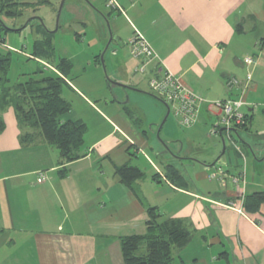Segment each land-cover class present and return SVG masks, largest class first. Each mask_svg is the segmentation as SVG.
Listing matches in <instances>:
<instances>
[{"label":"crops","instance_id":"crops-1","mask_svg":"<svg viewBox=\"0 0 264 264\" xmlns=\"http://www.w3.org/2000/svg\"><path fill=\"white\" fill-rule=\"evenodd\" d=\"M117 2L121 10L106 0H63L79 22L76 38L86 34L85 18L112 31L111 81L94 68L98 87H90L82 69L62 89L71 106L63 119L87 127L81 158L60 165L37 130L19 128L11 103L0 109V264H124L118 239L145 234L148 206L167 229L189 233L172 246L173 264H264V203L243 209L244 196L264 191V127L256 123L264 124V0ZM135 30L157 55L144 73L135 71L140 59L124 52ZM247 56L254 62L245 64ZM159 69L205 100L192 125H179L170 112L165 118L167 104L148 85ZM232 78L238 83L227 86ZM238 98L247 126L230 137L210 134L219 113L209 103ZM26 132L34 135L22 139ZM139 154L151 170L137 163ZM125 164L143 173L135 182L142 202L115 175ZM166 165L185 185L167 178Z\"/></svg>","mask_w":264,"mask_h":264},{"label":"trees","instance_id":"trees-1","mask_svg":"<svg viewBox=\"0 0 264 264\" xmlns=\"http://www.w3.org/2000/svg\"><path fill=\"white\" fill-rule=\"evenodd\" d=\"M43 2L48 3V0ZM33 4L24 0H0V44L5 43V36L9 31L21 30L14 26L8 27L3 17L8 19L19 17L24 7ZM34 28L37 37L31 43L27 58L50 60L53 50L48 37L49 32L39 22ZM19 52L23 51L20 49ZM11 62V51L0 50V109L11 103L19 128L37 130L47 143L58 150L60 165L81 158L84 155L82 145L87 127L79 120L63 119L71 110L69 102L62 96V89L66 85L65 79L73 67L71 61L60 58L52 66L53 74L40 78L28 77L15 83H10L8 78ZM244 116L245 124L241 128L247 126L250 118L247 113ZM3 128L4 123L0 116V131ZM33 135L26 132L21 138L29 139ZM63 170L59 173L62 174ZM165 171L172 183L185 185V180L173 166L166 165ZM115 175L142 202L135 188V182L143 176L141 170L125 164L115 167ZM261 203H264V191L254 192L244 196L243 209L246 212H254L259 209ZM146 213L145 234L121 236L118 239L124 264H173L172 246L184 242L189 233L184 228L164 227L160 223V216L155 207L148 206Z\"/></svg>","mask_w":264,"mask_h":264},{"label":"rangeland","instance_id":"rangeland-1","mask_svg":"<svg viewBox=\"0 0 264 264\" xmlns=\"http://www.w3.org/2000/svg\"><path fill=\"white\" fill-rule=\"evenodd\" d=\"M27 1L34 4L30 7H24L21 16L13 19L3 17V20L8 27L14 26L15 28H21V30L17 32L9 31L5 36V43L0 44L1 51L9 49L12 54V62L8 72L10 83L24 81L28 79V77L40 78L53 74L52 66L60 58H67L71 61L72 65H74L71 73L67 75L68 79H73L74 73L80 74L83 71L82 69H86L87 75H85L84 78H86L87 84L90 87H98V83L96 82L97 76L90 73L92 69L97 68L108 81H111L110 63L113 62L111 58L112 45L108 46V42L112 31L109 23L104 22L102 25H99L95 23V21L85 18L86 34L78 39L75 36V32L80 27L78 25L79 22H76L74 18L67 15L66 5L63 4L64 6H62L59 17L57 18V11L61 0L58 1L59 3L54 2L52 5L43 2V0ZM38 22L42 23L48 30V37L52 44L53 51L51 59L47 61L27 58L28 53L30 52L31 43L35 39L33 27ZM127 29L128 28L125 25L124 30ZM120 31L122 32V25L119 28V32ZM9 45H11V47ZM20 49L23 52L20 53ZM124 52L130 59L129 50L124 48ZM114 59L116 60L117 58ZM37 70H41V72H37ZM130 75L137 78H143V76L133 73V70ZM260 107L264 108V103H262ZM147 109L151 114L152 111L150 110V107H147ZM246 109V106H244L242 111H245ZM261 122L262 121H256L258 125L264 127V124ZM140 125L143 129H147L144 123ZM157 129L153 128L149 131V134L151 137H156L158 139ZM239 144L242 146L241 142H239ZM145 154L150 156L149 150L146 149ZM142 155L143 154H139V162H135L147 168L148 171L151 170ZM151 159H154L153 156H151ZM155 160L158 162L157 159ZM159 167L161 168V166Z\"/></svg>","mask_w":264,"mask_h":264},{"label":"built area","instance_id":"built-area-1","mask_svg":"<svg viewBox=\"0 0 264 264\" xmlns=\"http://www.w3.org/2000/svg\"><path fill=\"white\" fill-rule=\"evenodd\" d=\"M106 5L113 9L121 10L117 0H106ZM129 53L132 57L140 59L141 63L135 68L138 73H144L149 62L157 59V55L147 42V40L135 30L134 35L126 42ZM254 60L251 56L244 58L245 64H251ZM238 80L232 78L227 82V86L236 85ZM148 85L150 91L165 104L169 112L177 118L179 125L187 127L195 123L198 108L205 100L196 92L183 86L179 78L171 72L162 69L149 78ZM218 110L219 117L211 128L210 134H217L225 130L230 137L231 133L237 132L245 124V116L240 108L245 105L242 99L214 100L209 103ZM239 150L238 146H235ZM219 169V168H218ZM221 173V170H218ZM43 173H39L37 182L44 180ZM240 177H231V183L237 184ZM239 211L241 208L239 207Z\"/></svg>","mask_w":264,"mask_h":264},{"label":"water","instance_id":"water-1","mask_svg":"<svg viewBox=\"0 0 264 264\" xmlns=\"http://www.w3.org/2000/svg\"><path fill=\"white\" fill-rule=\"evenodd\" d=\"M62 5H63V0H61L60 5H59V8H58V11H57V18L59 17V14H60V11H61V8H62ZM123 87L133 89V88H131V87H127V86H124V85H123ZM168 114H169V109L167 108V112H166V116H165V118L168 116ZM165 118H164V119H165ZM233 133H234V132H233Z\"/></svg>","mask_w":264,"mask_h":264}]
</instances>
